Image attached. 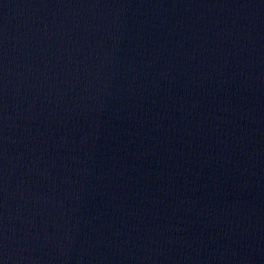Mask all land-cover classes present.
Listing matches in <instances>:
<instances>
[{
	"label": "water",
	"instance_id": "1",
	"mask_svg": "<svg viewBox=\"0 0 264 264\" xmlns=\"http://www.w3.org/2000/svg\"><path fill=\"white\" fill-rule=\"evenodd\" d=\"M0 264H181L119 0H0Z\"/></svg>",
	"mask_w": 264,
	"mask_h": 264
}]
</instances>
